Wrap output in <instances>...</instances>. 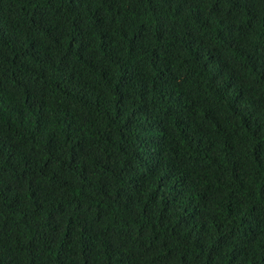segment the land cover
Instances as JSON below:
<instances>
[{
  "label": "trees",
  "instance_id": "16d2710c",
  "mask_svg": "<svg viewBox=\"0 0 264 264\" xmlns=\"http://www.w3.org/2000/svg\"><path fill=\"white\" fill-rule=\"evenodd\" d=\"M0 264H264V0H0Z\"/></svg>",
  "mask_w": 264,
  "mask_h": 264
}]
</instances>
